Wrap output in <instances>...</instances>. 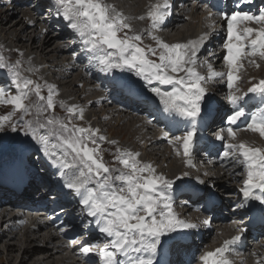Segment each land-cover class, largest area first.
I'll list each match as a JSON object with an SVG mask.
<instances>
[{"label": "bare ground", "instance_id": "bare-ground-1", "mask_svg": "<svg viewBox=\"0 0 264 264\" xmlns=\"http://www.w3.org/2000/svg\"><path fill=\"white\" fill-rule=\"evenodd\" d=\"M204 1L168 0L171 6L169 15L157 31L151 28L147 13L153 4L163 3V0H105L127 17L132 32L141 34L142 42L152 47H156V42L149 32H153L169 44L196 41L207 33V38L198 52L197 71L208 76L207 65L211 63L215 71L219 66L220 72L226 73L228 69L223 61L226 54V50L223 49L227 35L226 22L219 15L209 18V12H218L210 2L203 5ZM259 7L261 4H255L254 7H247L244 10L257 13ZM262 7L264 8V5ZM57 8V0L0 1V52L21 61L23 68L19 69L22 76L55 85L58 90L57 105L63 101L66 106L74 105L83 109V120L76 117L73 123L81 126L91 125L99 129L102 135L104 133L113 135L112 140L117 142L115 145L111 144L114 149L119 147L134 152L143 151L144 155L139 157L143 163H151L154 166L163 161L160 172L174 182L182 178L190 181L192 178H198L199 181H203L200 184H188L186 188H173L171 192L173 211L180 219L190 214L183 220L196 223L197 229L200 230L197 234H194L193 229L178 230L163 239L158 248L155 264H200L199 257L204 252L213 251L220 247L224 240L238 235L237 229L241 226L246 228V232L242 240L232 246L229 259L234 264H259L264 260V211L262 215L260 213L258 221H253L254 216H248L253 212L249 207L259 204L258 201L249 202L247 208L233 205L234 202L238 205L243 198L240 188L243 186L244 176L232 175L231 166L219 156L224 151L223 145L226 141L217 140L216 133L222 128H227V116L232 111V106L227 100L229 90L226 77L224 80H208L204 83L208 90L204 105L206 110L202 111L197 122L198 131L191 156L192 166H189L188 158L183 156L182 149L178 155L174 145L169 144L166 141L168 139L164 138L163 129L160 130V127L165 125L160 118L163 113H159L163 105L160 104L159 97L151 92V87H142L135 81L138 78H135L136 75L133 73L120 70H113L110 74L99 72L96 60L91 58L93 54L84 50L79 38L66 26L67 22L57 15ZM19 12H22L21 16L9 24L15 13ZM140 16H144L145 19H139ZM213 21L215 27L210 28L209 25ZM197 25L200 31L195 35ZM249 26L259 27L255 24ZM58 30L59 37L55 38L53 32ZM68 42L71 44L70 50H67ZM77 51L81 53L75 56L74 53ZM250 59L258 60V57ZM257 62L260 64L259 68L244 61V68L239 73L242 79L238 82L242 92L251 86L250 79L252 83H256L264 77V62L262 60ZM44 66H48L49 69H45ZM51 67L53 70H50ZM29 68L33 71H28ZM50 72L51 74H48ZM5 86H8L6 89L11 93L15 92L13 86L8 84ZM167 90L170 91V87ZM212 92H215V99L211 98L212 101H209ZM43 93L46 95L47 89H44ZM252 99L246 98L247 102L244 104L248 112L262 106L260 99L256 103ZM224 106L226 109H223ZM61 110L66 115L64 110ZM8 113L7 110L6 114ZM150 116L153 117V123ZM165 120L171 123L170 131L176 135L185 127L180 117L168 114ZM247 123V120L242 119L238 126H233L237 129V139L230 142L243 141L250 146L264 148V138L258 133L245 130ZM211 133L213 141L210 142L207 135ZM224 135L227 137L226 131ZM28 153L31 151H27L25 156L15 158L8 151L0 157V163L7 160V163H3L4 166L13 162L16 164L14 173L4 171L0 173V264H99L98 257L94 254H90L89 257L80 254L81 245L87 242L103 244L105 241L97 229L89 231V234H84L81 240L77 241L82 235L80 223L86 218L77 198L74 197L72 202L61 198L59 202H63L57 205L58 210L63 213L65 224L69 226L67 231L59 229L61 226L55 221L46 220L48 215L45 212L49 208L43 200L32 199L39 191L44 192L46 184L33 177L29 166L22 167L26 159H35L29 158ZM40 155H36V159L44 157L42 152ZM17 159L21 160L17 162ZM42 161L50 164L47 158L38 159L37 162ZM40 166L43 171L49 170L43 162ZM1 168L3 166H0ZM184 173L188 175L185 176ZM42 176L45 180L50 179L46 174ZM177 177L180 179L177 180ZM230 180L236 183H229ZM60 182L63 185L61 177ZM209 182H214L220 192L225 190L232 192L233 202L231 203L229 198H217L215 193L209 190L201 192L198 189V185L205 186ZM52 190V186H49L46 194ZM55 193L58 198L62 196L59 189L55 188ZM183 200L186 204L177 203ZM34 212L38 215L32 216L31 213ZM28 213L31 214V221L25 217ZM205 219H209L211 223L204 225ZM29 221L34 224L29 225ZM246 221L250 223L241 224ZM4 226L7 228L4 229ZM248 239H251L252 243L247 244ZM72 240H76L77 243L71 244Z\"/></svg>", "mask_w": 264, "mask_h": 264}, {"label": "snow or ice", "instance_id": "snow-or-ice-1", "mask_svg": "<svg viewBox=\"0 0 264 264\" xmlns=\"http://www.w3.org/2000/svg\"><path fill=\"white\" fill-rule=\"evenodd\" d=\"M241 2L247 4L250 0H238L236 9L230 14L223 10L208 13L209 18L219 15L226 22L223 61L228 69L226 73L217 72L209 63L208 76L197 71L198 52L207 33L196 41L169 44L149 32L156 47H144L141 34L132 32L127 17L105 0H57V15L67 22L66 26L79 38L84 50L93 54L91 58L96 60L99 72L110 74L113 70H120L133 73L151 86V92L159 97L165 113L182 118L185 127L180 135H163L169 144L174 145L178 155L182 149L189 166H192L197 122L202 111L206 110L208 90L204 83L226 77L227 100L232 111L227 116V128L218 131L216 139L226 141L221 160L231 166V174L244 176L240 188L243 198L237 206L247 208L252 201L264 205V148L243 141H230L237 139V129L233 126H238L242 119L248 121L245 130L264 138V78L256 83L250 79L251 86L247 91L242 92L238 87L244 61L259 68L260 64L250 58L264 60V8L257 13L245 11ZM170 7L168 0L150 7L147 18L153 30L160 29ZM251 24L259 27L249 26ZM209 27L214 28L215 22ZM20 64V60L11 64L0 54V69L11 72L15 88L13 95L0 87V104L12 106L11 112L0 115V132L10 129L13 133L22 132L25 137H30L39 146L37 150L58 171L62 186L77 198L82 213L92 218L90 223L94 222L105 242L81 245V255L89 257L94 254L99 264H155L163 237L178 230L198 227L196 223L180 219L173 211V180L158 174L151 163L139 160V152L129 149L116 147L111 153L112 161L105 160L101 142L107 141V137L91 125L73 123L76 117L83 120V109L66 106L63 101L57 105L56 86L22 76ZM161 86H168L171 90H162ZM44 89H47L46 95ZM254 97L260 98L262 106L248 112L244 106L246 98ZM57 106L66 113L64 117L56 115ZM107 142L117 144L115 140ZM210 223L209 219L203 221L204 225ZM237 232L238 235L224 240L220 247L204 252L199 257L200 264H234L229 253L232 246L242 240L246 228L241 226ZM70 243L76 244L77 241ZM259 264H264V260Z\"/></svg>", "mask_w": 264, "mask_h": 264}, {"label": "rangeland", "instance_id": "rangeland-1", "mask_svg": "<svg viewBox=\"0 0 264 264\" xmlns=\"http://www.w3.org/2000/svg\"><path fill=\"white\" fill-rule=\"evenodd\" d=\"M1 2L2 1H5V0H0ZM206 2H207V4L209 3L207 0H205L204 1V3H203V5H205L206 4ZM4 4V3H3ZM17 4H19V2H17ZM18 7V5L16 6V8ZM43 7H45V6H43ZM32 8V7H31ZM28 9V8H27ZM22 13V12H21ZM21 13L19 12V13H15V16H13L14 18H12L10 21H9V24H11V23H13L18 17H20L21 16ZM42 13V12H41ZM204 21V20H203ZM202 20H201V22H203ZM149 23V22H148ZM200 31V27L197 25L196 26V28H195V35H197L198 34V32ZM60 32V30H58V31H54L53 32V34H54V37L56 38H58L59 37V35H58V33ZM123 33H121V35H122ZM130 34V33H129ZM71 44L68 42L67 43V45L66 46H68L67 47V50H70V48H71V46H70ZM142 46H144V47H147V46H150V45H147L146 43H144V42H142ZM204 50V49H203ZM79 53H81L80 51H77V52H75L74 53V55L76 56V55H78ZM0 54H2V55H4L5 56V58L9 61V63H11V64H15V62L17 61V59L14 57V56H10V55H7V54H4V53H1L0 52ZM84 54H86V52L84 53ZM86 56V55H85ZM152 59H155V57H151ZM256 58V57H255ZM87 58H85V60H86ZM260 58L258 57V60H256V61H260L259 60ZM262 62H264V60H262ZM21 65V64H20ZM22 67V65L21 66H19V68L20 69H22L21 68ZM44 67H46L45 69H49V67L48 66H44ZM198 68V67H197ZM20 69H19V71H20ZM50 70H53L52 69V67H51V69ZM204 70V69H203ZM7 71V72H6ZM216 71L217 72H220V67L218 66L217 68H216ZM0 73H1V76H0V84H2V85H0V87H5V88H7L8 86H5L6 84H8L9 86H13L12 85V74H11V72L8 70V69H0ZM20 73H21V71H20ZM48 74H51V72L50 73H48ZM4 78V79H3ZM135 78H138L137 80H135V81H137V82H139L140 83V85L142 86V87H144V88H148V87H151V86H148L146 83H145V81H143V80H141V79H139V77H135ZM262 78H264V77H262ZM261 78V79H262ZM9 80V81H8ZM257 80V79H256ZM143 81V82H142ZM162 87V90H164L165 88H166V90H167V88H168V86H161ZM13 89H15L14 88V86H13ZM11 94H15V92H13V93H11ZM209 97H210V99H208L209 101H212L211 100V98L214 100L215 99V92H212L211 93V95H209ZM256 103V102H255ZM5 105V106H4ZM0 115H5L6 113H7V110H8V112H11L12 111V106L11 105H6V104H0ZM226 109V106H224L223 107V109ZM7 109V110H6ZM228 110V109H227ZM55 113H56V115H58V116H60V117H64L65 116V114H63V112H62V110L60 109V108H57L56 107V109H55ZM163 120H164V118H163ZM163 120L161 119V122H163ZM151 123H153V121H151ZM163 124H165L164 122H163ZM170 122L167 120L166 121V125L167 126H164V127H162V128H160V130L162 131V129H163V132L164 133H166V131L169 133V135H172V136H174V135H176L174 132H171L170 130H171V126H170ZM170 128V129H169ZM203 130V129H202ZM205 130V129H204ZM163 133V134H164ZM200 133V132H199ZM202 133V132H201ZM181 134V133H180ZM179 134V135H180ZM204 134V133H203ZM19 135V136H18ZM22 135V136H21ZM104 135L107 137V141H109V140H112L113 139V135H111V134H107V133H104ZM178 135V134H177ZM164 136V135H163ZM23 137V138H22ZM207 137L209 138V139H207L208 141H210L211 142V140L213 141V134L211 133V134H209V135H207ZM212 137V138H211ZM107 141H106V143L105 142H103V144H102V142H101V147L106 151H104V153H103V155H104V158H106L105 160H107V161H112V154L111 153H113L114 152V146H112L111 144H109V143H107ZM167 142H168V140H166ZM22 145V146H21ZM30 146V147H29ZM29 147V148H28ZM37 147H39L38 145H36L35 144V142L34 141H31V139H30V137H25L24 135H23V133L22 132H17V133H13V132H11V130L10 129H8V130H6V132L4 131V132H0V157H2V156H4L5 155V153L6 152H11L12 153V156H14L15 158H19V157H21V156H25V154L27 155V151H31V153L29 154L28 153V157L29 158H31V157H35L36 155H38V156H41L40 155V152L37 150L38 148ZM16 149V150H15ZM21 149H25V151H21ZM27 149V150H26ZM108 151V152H107ZM14 152V153H13ZM140 153V156L139 157H142L143 155H144V153H143V151H141V152H139ZM203 153V152H202ZM220 156V158H221V155H219ZM40 158V157H39ZM110 158V159H109ZM21 159H17V162L18 161H20ZM7 161V160H6ZM6 161H3V162H1L0 163V166H3V168H1L0 169V173L1 172H13L14 173V171H15V168H16V164H15V162H13L11 165H9V163L8 164H6L5 166H4V164L3 163H7ZM9 162V161H8ZM26 162L27 163H25V164H22V167H27V166H29L28 168L31 170V173L33 174V177L34 178H36V179H40L39 181H46L45 180V177L44 176H42V175H44V173H43V171H42V169H40V165H41V163H34V161L32 162V160H28V159H26ZM162 163V164H161ZM163 161L162 162H159L157 165H154V167L156 168V171L159 173V174H161V172H160V169H161V167H162V165H163ZM28 164V165H27ZM45 164V163H44ZM15 165V166H14ZM46 165V164H45ZM17 166H19V164L17 165ZM40 169V170H39ZM7 170V171H6ZM194 180V181H193ZM200 184V181H199V179L198 178H192V180L190 181V180H188L187 178H182L181 180H179V181H177V182H175L174 183V187L173 188H177V187H184V188H186V186H188V184ZM229 183H232V184H235L236 182H234V181H232V180H230V182ZM180 185V186H179ZM198 189H200L201 190V192H204L205 190L208 192V190H209V192H211V193H215V196H217V198H223V197H225V199L226 198H229L230 200H231V203L233 202V194H232V192H228L227 190H225L224 192L223 191H221L220 192V189H218L217 188V186H215L214 185V182H209L207 185H198ZM227 191V192H226ZM222 193V194H221ZM227 196V197H226ZM72 197V196H71ZM47 197H40L39 196V194L38 193H36V194H34V196H33V198L32 199H35V201H37V200H45ZM185 200V199H184ZM181 201V203L180 202H178L177 201V203H179V204H181V205H184V204H186V202L185 201ZM228 200V199H227ZM34 201V200H33ZM180 201V200H179ZM230 202V201H229ZM213 204H212V206L214 205V202H212ZM215 204H217L216 202H215ZM230 205V204H229ZM233 205L234 206H237V202H234L233 203ZM258 206L259 205H255V209H257L258 208ZM200 207H202V206H200ZM32 214V216L33 215H36V214H34V213H31ZM31 214H27V215H25V217H27V219H29L30 218V221H31ZM188 215V216H187ZM205 216H206V214H204ZM190 216V214H186V216H184L183 217V219L185 218V217H189ZM245 219V218H244ZM29 221V225H31V224H34L33 222H30ZM241 223V222H240ZM241 224H247L246 222L245 223H241ZM4 229H6L7 227L6 226H4L3 227ZM82 229V227H80V230ZM200 229H193V232H194V234H197V232L199 231ZM95 231V230H94ZM191 233V232H190ZM192 234V233H191ZM167 237V236H166ZM166 237H163L162 238V240L163 239H165ZM250 243H252L251 242V239H248L247 240V244H250Z\"/></svg>", "mask_w": 264, "mask_h": 264}]
</instances>
